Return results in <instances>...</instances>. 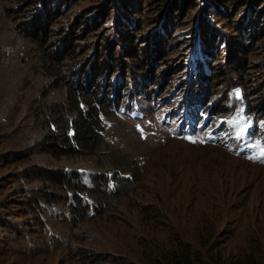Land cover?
<instances>
[{
    "label": "rangeland",
    "instance_id": "374dc122",
    "mask_svg": "<svg viewBox=\"0 0 264 264\" xmlns=\"http://www.w3.org/2000/svg\"><path fill=\"white\" fill-rule=\"evenodd\" d=\"M66 1L64 8L61 5V15L43 20L41 29L37 28L28 39L29 33L23 32V28L34 19L33 8H38V0H0V264H84L71 255L79 248L100 255L99 261L92 258L87 264H140L133 247L139 249L141 243H148L152 238L149 225L153 216L146 212L152 206L168 210L169 218L178 227L176 234L182 238L179 243L188 245L193 257L201 259V264H225L227 260L243 256L264 264V161L259 159L264 148V123L253 119L246 106L248 102L254 105L260 95L259 90L251 92L252 99H249L237 88V82L228 84L244 77L245 88L250 89L251 85L263 88L264 50L259 45L262 41H256L255 46L259 48L248 54V63L240 72L235 71V65L228 66L221 86L208 85L214 92L217 90L216 96L223 92L222 96L228 98L219 110L205 112L219 126L206 133L203 129L207 125L201 126L199 132L195 128L189 129L184 135L190 134L191 138L183 139L182 126L177 125L179 120L166 123L164 111L172 106V101L161 98H178L184 91L183 85H188V60L184 65L185 73L182 68L177 72L176 68L179 69L181 64L174 61H180L185 53L193 50V47L189 51L186 47L178 50V46L190 40L184 37L189 38L199 9L182 14L177 9L165 11L163 5H158L160 0L155 1V6L145 1V14L139 19L141 23L136 36L147 35L149 38L152 27L148 18L151 17H158L159 24L165 15L163 21L168 16L166 21L171 19L177 25L172 34L177 45L167 48L166 59L150 69L157 78H161V72L169 71L165 77L173 79L164 82L161 95L154 101L146 96L151 95L148 82L143 83L146 93L135 91L139 98L127 93L120 95L119 102L109 106L116 116L105 117L103 122L105 131L102 135L105 142L114 140L110 143L113 152L107 156L89 154L79 164L85 171H95L97 176L104 165L107 167L105 172L121 168L119 185L123 188L119 195L114 193L119 188L107 192L103 185L109 196L120 198L115 197L105 212L89 220H66L67 214L54 207L41 213L45 218L26 213L24 200L34 194L26 188H40V184L28 181L18 173L33 165L54 167L61 162L58 156L41 152L36 141L42 134V127L31 124L34 115L29 110L39 98L44 104L62 102L63 109L70 106L65 91L56 86L43 91L47 77L41 69L39 51L46 44H52L71 24L77 26L82 17L88 18L96 14L97 8L108 9L113 5L110 0ZM214 6H209L208 13L216 20L215 24L222 25V29L218 27L220 32H231V23L247 18L240 8L235 14L228 10L226 17L218 15ZM113 15L116 12L110 11L109 19ZM201 15L203 20V12ZM255 15L251 18L253 23L257 19ZM109 19L103 29L94 28L89 36H80L78 56L82 65L95 58L97 51L100 55L105 52L109 43L99 46L98 41L102 35L111 38L115 34ZM259 32H264V21L259 24L257 21L253 29V34ZM216 41L219 49L225 50V39L221 37ZM112 57L120 58L119 62L115 60L116 65L125 63L118 74L111 68L107 78L113 74H126L128 81L138 79L140 72L132 67L126 69L130 59L121 55L116 42L109 47V62ZM214 61L212 59L210 63ZM230 86L232 90L227 95ZM135 89L131 87L132 92ZM104 116L101 111L100 117ZM220 131L224 141L217 144L219 139L215 138ZM171 136H177L185 143ZM198 143L201 146H192ZM223 148L230 154L224 153ZM123 160L126 168L118 166ZM133 164L136 167L131 166ZM217 176L224 178L222 183L216 182ZM127 180L129 183L125 184ZM86 200L93 201V208L100 207L99 200L94 197ZM43 221L46 222L44 227ZM46 230L55 240L54 248L48 243L50 238L46 239ZM156 232L158 239L164 241L162 243L173 241L167 229L158 228Z\"/></svg>",
    "mask_w": 264,
    "mask_h": 264
},
{
    "label": "trees",
    "instance_id": "16d2710c",
    "mask_svg": "<svg viewBox=\"0 0 264 264\" xmlns=\"http://www.w3.org/2000/svg\"><path fill=\"white\" fill-rule=\"evenodd\" d=\"M110 1L113 2L110 8H97L94 10L96 14L93 16L82 17L77 26L71 24L61 36L52 41V44H46L39 51L41 53V69L47 77V84L43 86V91H46L51 86H56L59 90L66 92L70 106L63 109L62 102L44 104L39 98L33 108L29 110L34 115L31 124L42 127V134L36 141L39 143L38 147L41 152L49 156H58L61 159V162L54 167H40L37 164L18 173V175H22L28 181H36L40 184V188L37 186L26 188V190L34 193L24 200L28 211L26 213L34 216L38 215L40 217L41 213L47 211L43 205H55L63 210H69L71 213L70 220L72 221L89 220L105 212L111 202L116 200L115 197L120 198L118 195L123 186L114 192L118 193L116 196H109L105 192L103 186L106 182V177L103 174L107 168L105 165L102 166L103 169L98 170L99 174L95 177V186L93 188H85L83 186L82 179L77 171V168H81L79 164L87 155L107 156L113 152L110 143H113L114 140L104 141V136L102 135L104 129L99 114L102 111L106 116L112 115L109 106L118 100L122 91L128 90L131 83L134 84L135 90L140 88V91L146 93V84L144 85L143 83L148 82L152 93L154 88L157 91H161L164 82L169 83L173 79L165 77L169 71L161 72L159 75L161 78H157L154 71L150 69L166 59L165 54L169 52L167 48L177 45L172 38L177 25L171 19L166 21L168 16L163 21L165 15L160 19L159 24H157L158 17H151L148 18V23L152 27L149 38H146L147 35L136 36L141 23L139 19L145 14L143 8L145 1L149 5L155 6L156 0ZM66 2V0H38V8H33L35 9L34 12H36L33 15L34 19L23 28V32L29 33L28 39H31L32 33L37 28L41 29L43 20L58 18ZM213 4H215L214 7L218 15L226 17L228 10L231 12L235 11L233 13L235 14L238 11L237 9L240 8L247 18L231 23V32H220L222 25L215 24L216 20L208 13L210 11L209 6ZM61 5H63V8H61ZM158 5H163L165 11L168 8H170L169 10L177 9L180 14L188 10L193 11L194 8L199 9L195 22L192 24L189 38L184 37L190 40H185L178 46V50L181 47H186L185 50L188 51L193 47V50L190 53H185L180 61L177 58L178 60L174 62H180L181 64L179 69L176 68L177 72L182 68V70L185 69V73L187 70L184 65H186L189 57L187 62L190 68L189 83L196 86L201 91L200 93L208 94L211 91L214 94L218 93L217 90L214 92L212 89L217 88V85H222V79L227 75L226 68L235 65V71L240 72L245 67V63H248V54L254 48H259L255 46L256 41L259 39L262 41L259 45L264 50V32L253 34L257 21L258 24L264 21V0H160ZM110 11H115L116 15L109 19ZM202 12L203 20L201 18ZM254 14L257 17L255 23L251 20ZM107 19L111 22L112 30L115 31V34L111 38L102 35L98 45L102 46L108 42L109 45L105 47V52L100 55L99 51H97L95 58L87 60L85 66L82 65L78 56L80 36H89V33L94 28L96 30L103 29L104 24L108 21ZM221 37L225 39V50H220L217 45L216 39ZM140 40H144V42L140 43ZM112 42L118 44L123 57L130 59V65H126V69L132 67L136 72H140L138 79L128 81L126 74H113L107 78V72L111 68L115 69V72L117 71L116 74H118L122 63H125L122 61L120 65H116L115 60L119 62L120 58L117 59L115 57H112L110 62L108 61V50ZM184 42L185 46H182ZM210 43L213 45L215 43V45L211 46ZM198 48L201 50V57ZM193 56H195L194 59L190 58ZM212 59L213 61L215 60L214 63H210ZM192 60L195 61V64L192 63ZM254 65H257V62ZM254 65L252 64V67ZM212 80L215 82L212 83ZM236 82L249 99H252L249 93L259 90L258 96L260 95V97H258L254 105L250 104V108H254L257 111L264 110V85H262L263 88L253 85H251L250 89L245 88L244 84L247 82L244 77H238L234 83L229 82L228 84L234 85ZM139 84L142 85L139 86ZM211 84L214 88L210 89L208 85L210 86ZM230 88L232 86L228 89ZM120 163L118 166L127 167L124 160L120 161ZM131 166L136 167L135 164ZM223 180L224 178L221 176L216 178V182L220 181L222 183ZM128 183V180L125 181V184ZM81 195L94 197L101 201V203L98 201L100 208L93 209L91 213L93 216H90V218L87 204L85 201L84 204L82 203ZM146 212L153 216L149 225L152 238L148 243H141L139 249L135 246L133 247L140 264H201V259L196 255V258L193 257L188 245L179 243L182 238L176 234L178 227L169 218L166 208L152 206ZM158 228L167 229L169 238L173 236V241L168 244L167 242L162 243L164 241L158 239L157 236L156 229ZM71 255L77 260L81 259L84 264L89 263L92 258H95V262L100 260V255L94 252L91 253L85 248H79L77 252H71ZM225 264L259 263L253 261L249 256H243L227 260Z\"/></svg>",
    "mask_w": 264,
    "mask_h": 264
},
{
    "label": "clouds",
    "instance_id": "9594fccd",
    "mask_svg": "<svg viewBox=\"0 0 264 264\" xmlns=\"http://www.w3.org/2000/svg\"><path fill=\"white\" fill-rule=\"evenodd\" d=\"M199 54L201 56V51H199ZM188 58H187V60H189ZM189 82H190V77L188 79V85H183V87H182L183 90H184V91H182V93L180 95V97H182V98L178 97V98H175L173 100H172V98H171V100H169L170 97H163L162 96L163 98H161L162 100H164L166 102L167 101H172V106H170L169 108H167L164 111V114L165 115L167 114L166 123H172V122L174 123L177 120H179L177 122V125L178 126L179 125L182 126L183 134H181V135H184V131L187 130L188 127H192L193 129L195 128L196 123L193 124L194 122L191 120V117L195 116L194 119H196V117L199 114H202V112L215 111L216 109L219 110L220 108L223 107V104L226 103L227 99H228L226 97H221L222 96L221 94H220V96H216V94H214L212 91H211V93H208V94H205L203 92L200 93L201 91L196 86L191 85ZM184 84H185V82H184ZM133 86H134V84L131 83L130 87H128V90H126L127 92L126 91H124V92L122 91L121 95L125 94V93H127L128 95L131 94L132 93L131 87H133ZM237 88L241 89L240 87H237ZM231 90H232V88H230V90H228L227 95H228V93H230ZM135 91H137V92L140 91V88L138 90H134L133 92H135ZM158 95L159 96L161 95L160 91H157V89L154 88V90L151 93V95H149V96L147 95V97L152 99V100L150 99V101H154V98L157 97ZM123 96H125V95H123ZM121 98L122 97L118 98V102H119V100ZM250 104L251 103H249V102L246 104L247 109L249 111V115L253 119H255L256 121H259L260 123L263 124L264 123V110L257 111L254 108H250ZM157 106H158V104H156V107ZM175 114H178V116H174ZM99 116H100V114H99ZM109 116H116V115L114 113H112V115L104 116L102 118L100 117L103 129H104L103 132L105 131V127H104L103 122L105 121V117H109ZM187 119H190V121L187 122ZM204 120H205V118L201 117L200 121H202V122H200V123L202 124V126L205 123V122H203ZM207 121H208L207 126H211L212 123H216V125L214 127H211V129H214V128L219 126L217 124V122L215 120H213L209 116H208V120ZM199 129L201 130V128H199ZM199 129H197L196 132ZM208 129H210V128L206 127L204 129L203 133L204 132L206 133V131ZM211 129L209 130V132L211 131ZM196 132L195 133L193 132V133L196 134ZM171 133H174V131L171 132ZM203 137L207 138V135H204ZM215 139L216 140L219 139L217 144L223 143L224 139L222 137V132L221 131L217 132V137ZM211 144H214V143H211ZM263 147H264V145H263ZM223 152L227 154V152H230V151H228L225 148H223ZM259 159L261 161H264V148H263L262 153L259 156ZM77 171L79 173V176L82 179V184H83V186L85 188H93L95 186V177L97 175V173L95 171H85L84 168H77ZM122 171L123 170L121 168H117V169H114V170H112L110 172L122 174ZM113 184H115L116 186L120 187L119 182L117 180L109 181L106 178V182L104 183V186H105V189H106L107 192L108 191H112V185ZM80 197H81L82 203L84 204V201H85L86 204H87L89 212L92 213L93 209H95V208H93V206H94L93 201L92 200H86V198L89 197L87 195H81ZM43 206H45V208L47 210H50L51 207H54V208H57V209H61L62 211H64L67 214V219L66 220H70V218H71V213H70L69 210H63L62 208H59V207H57L55 205L54 206L43 205ZM40 217L45 218L43 214L40 215ZM45 223L46 222L43 221L42 225H45ZM45 236H46V239H49L51 237L50 233L47 230L45 231Z\"/></svg>",
    "mask_w": 264,
    "mask_h": 264
},
{
    "label": "bare ground",
    "instance_id": "6f19581e",
    "mask_svg": "<svg viewBox=\"0 0 264 264\" xmlns=\"http://www.w3.org/2000/svg\"><path fill=\"white\" fill-rule=\"evenodd\" d=\"M141 92H142V91H140V94H141ZM131 95H132L133 97H135V98H139L138 95H137L135 92H132ZM146 96H147V95H146ZM148 96H149V95H148ZM157 100H160V97H159ZM145 113H148V112H145ZM201 117H204V118H205V120L203 121V122H205V123L203 124V126L207 125V123H208V121H207V120H208V116L205 114V112H203L202 114H199V115L196 117V119H194L195 116H194V117H191V120L194 122L193 124H195V123L197 122V125H195V129H194L195 131H196L198 128H200V127L202 126V124L200 123V122H202V121H200V120H201ZM215 125H216V123H214V124L212 123L211 126H207V127H209V128L211 129V127H214ZM187 129H193V128H192V127H188ZM199 131H200V129H199ZM199 131H198V132H199ZM203 131H204V129H203ZM171 137H173V138H175V139H177V140H179V141H181V142H184L183 139H189V138H191L190 134H186V135H184L183 139H181V138H179V137H177V136H171ZM184 143H185V142H184ZM190 145H191V144H190ZM192 146H201V144L198 143V144H196V145H192ZM246 146H248V144H246ZM227 154L229 155L230 152H227ZM104 175H105V177H106L109 181L117 180V181L120 183V180L122 179V178H121V177H122V174H119V173L105 172ZM112 177H113V178H112ZM118 188H119V187L116 186L115 184L112 185V191H116ZM88 215H89V218H90L91 213H89ZM48 243L52 246V248H54L55 240H53L52 238H50Z\"/></svg>",
    "mask_w": 264,
    "mask_h": 264
}]
</instances>
